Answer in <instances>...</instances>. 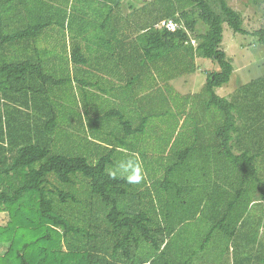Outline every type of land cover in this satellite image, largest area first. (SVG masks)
Wrapping results in <instances>:
<instances>
[{
  "label": "trees",
  "instance_id": "16d2710c",
  "mask_svg": "<svg viewBox=\"0 0 264 264\" xmlns=\"http://www.w3.org/2000/svg\"><path fill=\"white\" fill-rule=\"evenodd\" d=\"M224 24L246 32L227 0H0V264H221L224 224L195 247L189 221L264 208V74L217 94Z\"/></svg>",
  "mask_w": 264,
  "mask_h": 264
},
{
  "label": "rangeland",
  "instance_id": "374dc122",
  "mask_svg": "<svg viewBox=\"0 0 264 264\" xmlns=\"http://www.w3.org/2000/svg\"><path fill=\"white\" fill-rule=\"evenodd\" d=\"M229 5L239 11L243 16L242 28L244 34L234 33L224 24L223 39L220 48L230 58L233 65V73L230 81L219 88L216 92L220 96L232 97L237 89L248 83L252 78L264 74V44L258 43L252 33L264 28V0H227ZM134 6L142 4V0H132ZM196 44V42H193ZM255 43V45H252ZM250 44V45H249ZM198 70L176 82V89L187 94L198 91L206 80L205 73L210 68L207 61L198 58L196 60ZM7 221V215L0 213V225ZM5 249L0 247V254Z\"/></svg>",
  "mask_w": 264,
  "mask_h": 264
},
{
  "label": "crops",
  "instance_id": "0c3cea01",
  "mask_svg": "<svg viewBox=\"0 0 264 264\" xmlns=\"http://www.w3.org/2000/svg\"><path fill=\"white\" fill-rule=\"evenodd\" d=\"M233 195L234 194H232L231 197H233ZM259 203H261V201H259ZM209 208H211L212 216L215 213L218 215V218H205L206 222L203 227L200 226L201 224L198 223L197 220L189 221L190 224H187L188 230L182 234V238L186 235L189 240L192 239L196 241L194 246L198 247L201 240L204 241L208 239L209 232L214 228L213 226L216 225L215 223L221 221V224H224L219 232L220 245L223 250V257L220 259L221 264H256L258 258L255 257V252H257L261 244L264 245V208L259 206L256 200H251L248 206L237 204H235V206H229L226 201V203L224 202L221 206H209ZM182 227L183 226H178V228ZM216 238L217 235L215 231L211 240L214 241ZM240 242H242L244 247H249L244 251L250 252L251 256L249 260L244 261L239 257L242 263L236 262L233 256L235 252L234 248L242 245ZM215 262L216 259L213 255L208 256L205 260L206 264H215Z\"/></svg>",
  "mask_w": 264,
  "mask_h": 264
},
{
  "label": "clouds",
  "instance_id": "9594fccd",
  "mask_svg": "<svg viewBox=\"0 0 264 264\" xmlns=\"http://www.w3.org/2000/svg\"><path fill=\"white\" fill-rule=\"evenodd\" d=\"M119 168L122 169L123 171L121 172V175H123V172H126L127 171V166L124 165V164H120L119 165ZM116 172H112L111 173V178L115 179L116 178ZM129 183H138L139 180L141 179V177L139 175L135 176L134 178L133 177H125Z\"/></svg>",
  "mask_w": 264,
  "mask_h": 264
},
{
  "label": "built area",
  "instance_id": "2783aa9c",
  "mask_svg": "<svg viewBox=\"0 0 264 264\" xmlns=\"http://www.w3.org/2000/svg\"><path fill=\"white\" fill-rule=\"evenodd\" d=\"M157 26L158 27H166L172 31H174L177 28L176 23L172 22L171 20H163Z\"/></svg>",
  "mask_w": 264,
  "mask_h": 264
}]
</instances>
